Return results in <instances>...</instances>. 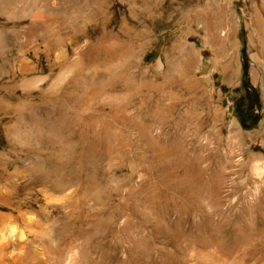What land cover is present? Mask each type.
Instances as JSON below:
<instances>
[{"label": "rangeland", "instance_id": "374dc122", "mask_svg": "<svg viewBox=\"0 0 264 264\" xmlns=\"http://www.w3.org/2000/svg\"><path fill=\"white\" fill-rule=\"evenodd\" d=\"M263 123L264 0H0V258L264 264Z\"/></svg>", "mask_w": 264, "mask_h": 264}, {"label": "bare ground", "instance_id": "6f19581e", "mask_svg": "<svg viewBox=\"0 0 264 264\" xmlns=\"http://www.w3.org/2000/svg\"><path fill=\"white\" fill-rule=\"evenodd\" d=\"M141 1H143V0H141ZM145 2H146V0H145ZM148 2V1H147ZM148 11V10H147ZM146 12V11H145ZM147 13V12H146ZM36 121V120H35ZM264 124V123H263ZM38 178H36L35 180H37ZM3 201V200H2ZM14 233V232H13ZM11 234V237L13 238V235H12V233H9V235ZM9 238V237H8ZM10 239V238H9ZM15 250V249H14ZM22 251V250H21ZM9 260V261H8ZM0 261L1 262H4V263H11V264H17V263H20L21 262V257H20V255H17V256H15V257H12V258H9V257H7V255L5 254V255H3L1 258H0Z\"/></svg>", "mask_w": 264, "mask_h": 264}, {"label": "trees", "instance_id": "16d2710c", "mask_svg": "<svg viewBox=\"0 0 264 264\" xmlns=\"http://www.w3.org/2000/svg\"><path fill=\"white\" fill-rule=\"evenodd\" d=\"M245 66V65H244Z\"/></svg>", "mask_w": 264, "mask_h": 264}]
</instances>
